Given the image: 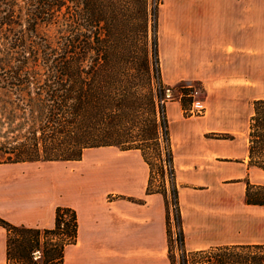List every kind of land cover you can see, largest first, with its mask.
<instances>
[{
  "label": "crops",
  "instance_id": "1",
  "mask_svg": "<svg viewBox=\"0 0 264 264\" xmlns=\"http://www.w3.org/2000/svg\"><path fill=\"white\" fill-rule=\"evenodd\" d=\"M164 5L160 33L170 54L164 60L159 52L161 78L166 83L197 82L203 89L201 114L184 115L178 99L166 102L164 110L179 214L176 230L183 248L264 244L262 232L251 227V222L263 221V208L244 203L245 182H264V172L247 165L248 114L243 119L241 111L249 95L244 83L256 89L264 85V0H164ZM90 149L107 150L111 158H94L90 176L83 185L67 189L64 199L56 193L59 199L47 200L36 187L43 183L37 171L0 164L18 171L0 188L34 183L25 195L31 200L23 204L19 198L25 192L15 194L16 202L13 193L2 192L0 217L15 225L51 228L57 206L72 209L76 236L64 247L62 264H170L169 212L160 193L145 191L148 167L139 151L88 148L72 164L81 163ZM50 194H55L53 187ZM4 240L0 226V264H5Z\"/></svg>",
  "mask_w": 264,
  "mask_h": 264
},
{
  "label": "trees",
  "instance_id": "2",
  "mask_svg": "<svg viewBox=\"0 0 264 264\" xmlns=\"http://www.w3.org/2000/svg\"><path fill=\"white\" fill-rule=\"evenodd\" d=\"M150 31L148 40L146 0H0V164L76 161L102 146L135 149L148 167L146 193H160L167 205L168 192L176 206L153 25ZM246 157L264 172V98L251 102ZM154 166L165 170L167 187L151 188ZM250 185L244 203L264 206ZM0 226L5 264H62L76 236L74 211L60 206L51 228L1 217ZM178 239L175 262L167 238L170 264H264L263 243L186 251Z\"/></svg>",
  "mask_w": 264,
  "mask_h": 264
},
{
  "label": "rangeland",
  "instance_id": "3",
  "mask_svg": "<svg viewBox=\"0 0 264 264\" xmlns=\"http://www.w3.org/2000/svg\"><path fill=\"white\" fill-rule=\"evenodd\" d=\"M165 9L166 8L164 5V0H146L148 40H150V38L152 36L150 28H151V25H153L155 40H156V46H155L156 62L153 63V65L157 69V72L159 74V81H160L162 88H163L161 96H162V98L165 99L163 101L164 110H165V103L166 102L172 101V100H177V99L180 100V98L183 96L182 99H184L183 101L185 104V106H184L185 108H183L184 109L183 110L184 115H190L187 112V110L190 107H192L191 102L192 101L194 102V100H197L199 102L195 101L197 103H194L193 109L198 110L202 113L204 110V108L201 105L202 104L201 102L203 99L202 98L203 97V89L199 83H197V82L166 83L161 78V74H160V67L161 66H160L159 52L162 54V57L164 60H166V55L170 54V51H168V49L166 50L168 40L164 35H162V33H160L161 29L163 28V17L165 16L164 15ZM151 10L153 11V17L150 13ZM158 40H159V44H158ZM244 85L249 86V89H248L249 95H248L247 103H245L243 101L241 104V106H242L241 111H242L243 119H244L246 114H248L247 117H249V115H250L251 102H252V100H254L251 97L253 95L264 96V85L259 86L258 89H256L257 87L253 86L251 83H244ZM182 87H183L184 91H183ZM188 99H190V100H188ZM1 104L2 103L0 101V109H1ZM246 105H248V109H247ZM200 106H201V109H200ZM201 113H194L193 115H198ZM171 128L173 129V125L171 126ZM238 132H240V131H238ZM245 134H247V130H246ZM213 135L216 137L219 135L224 136L225 134H223V133H213V134L210 133L209 134V136H213ZM94 158L106 159V158H111V156H110L109 151H107V150H102V149L91 150L90 149V150H86L84 152V158H83V161H81V163L72 164L73 161H32V162L16 163V164H18L16 166L23 167L24 169H22V171L31 169V172H32V170L38 172L39 178L43 180V183L41 184V186H36V187L42 189V191L44 190L43 192L45 193L47 200H49L50 198L51 199L52 198L59 199L56 196V193H57V195L60 194L62 199H64L66 196L68 197V194H66L67 189H71V188H75L77 186L79 187V186L83 185L84 179L90 176L92 170L95 168L92 165V160H94ZM16 172H18V171L13 170L12 168H5V167L0 168V182H2L3 180L10 179L8 177V175L10 173L15 174ZM166 180L167 179H166L165 170H163V173L160 174L157 167L154 166L153 167V174H152L151 188H155V186H157L161 182H164L165 187H167V181ZM249 184H251L250 185V191L252 193H258L259 192V193L264 195V182H261L259 184H254V183H249ZM33 185H34V183L31 181L30 182H22V184H18L15 189H14V187H13V189H8L9 187L7 188V185L6 186L1 185L3 187L0 188V199H1L2 192H4L5 194H8L9 197H11L12 193H13V197L15 199L14 202H16L17 197L15 194L20 193V192H23V193L25 192L24 196L19 198V199L23 198V202H22V204H23V203L31 200V198H29V196L26 197L25 195H26V192ZM52 187L54 189L55 194H53L51 196L50 190L52 189ZM198 188H200V187H198ZM16 189H18L19 192L18 191L16 192L15 191ZM199 193H200V191H199ZM166 200H167L166 210H167V212H169V215L167 213V219H166L167 238L170 241V249L174 253V261L177 262L178 255H179L178 249L180 248V245H179V242L175 243L173 241V238H172V231L174 229H176L177 206L172 205V204H174V200L172 199V197L170 196V194L168 192H167ZM0 208H1V206H0ZM262 208L263 209L260 210L259 213H262V212L264 213V206L263 205H262ZM14 218H16L18 220L20 217L14 215ZM170 218H171V220H170ZM172 224H173V226H172ZM256 226L259 229V233L262 232L263 239H264V219L262 222H259L257 225H256V223L251 222V227L255 228ZM174 231H176V230H174ZM181 238H182V235H181ZM182 244H183V241H182ZM0 260H1V254H0Z\"/></svg>",
  "mask_w": 264,
  "mask_h": 264
},
{
  "label": "built area",
  "instance_id": "4",
  "mask_svg": "<svg viewBox=\"0 0 264 264\" xmlns=\"http://www.w3.org/2000/svg\"><path fill=\"white\" fill-rule=\"evenodd\" d=\"M195 92V91H194ZM195 101H197V100H194V102L192 101L191 102V105H192V107H190L188 110H187V112L191 115H193L194 113H201L200 111H198V110H194L193 109V105H194V103H197V102H195ZM200 109H201V106H200ZM173 206H175L174 204H172ZM171 220V219H170ZM177 220V219H176ZM172 226H173V224H172ZM173 230V229H172ZM174 230H176V229H174ZM172 231V238H173V241L176 243V242H179V232L176 230V231ZM34 253V258H36L37 257V251H35V252H33Z\"/></svg>",
  "mask_w": 264,
  "mask_h": 264
}]
</instances>
